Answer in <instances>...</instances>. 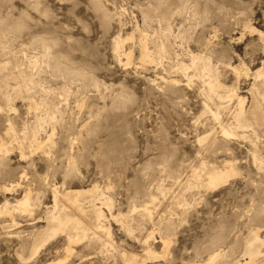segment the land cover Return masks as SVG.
Instances as JSON below:
<instances>
[{
	"label": "rangeland",
	"instance_id": "1",
	"mask_svg": "<svg viewBox=\"0 0 264 264\" xmlns=\"http://www.w3.org/2000/svg\"><path fill=\"white\" fill-rule=\"evenodd\" d=\"M139 30L149 41L169 42L168 58L161 64L140 61ZM258 31L264 32V0H0V62L15 58L25 68L28 60L38 58L34 81L44 89L69 90L65 98L55 99L59 111L55 144L45 146L49 153L26 148L22 158L15 147L0 168L1 186L17 180L22 186L1 189L0 205L8 201L13 208L28 183L33 187L31 202L37 196L41 202L30 213L14 209L0 215V264H126L124 253L138 256L130 264L246 261L248 234L255 230L264 240V162L253 157L257 150L264 159V136L253 139L245 131L247 138L224 139L218 134L214 151L198 144L197 138L219 127L205 112L203 84L190 55L210 58L222 90L234 89L247 108L248 90L264 62ZM127 34L134 36L120 51L133 52L129 62L114 50L115 37ZM182 61L186 73L176 71ZM12 79L2 83L10 91L11 107L1 99L0 105L5 111L10 108L6 114L22 136L34 111L12 91L17 85ZM36 95L37 100L44 98L43 93ZM235 103L230 102V110ZM208 104L214 111V103ZM5 111H0V135L7 138ZM221 120L230 122V111L222 112ZM40 135L44 137L42 131ZM200 159L219 166L232 162L239 174L213 189L198 186L183 192L176 181H184ZM38 176L61 189L97 185L112 198L111 210L99 196L93 200L105 215L110 245L104 237L69 242L60 233L43 245L35 242L53 205ZM176 195H183L179 198L186 205L174 204ZM146 204L153 220L142 214ZM163 240L169 241L166 257L140 262L147 249L162 254ZM34 243L38 253L31 255ZM259 250L254 264H264V246ZM214 252L218 258L210 263Z\"/></svg>",
	"mask_w": 264,
	"mask_h": 264
},
{
	"label": "bare ground",
	"instance_id": "2",
	"mask_svg": "<svg viewBox=\"0 0 264 264\" xmlns=\"http://www.w3.org/2000/svg\"><path fill=\"white\" fill-rule=\"evenodd\" d=\"M139 28L140 27H138V29ZM133 31L134 30H132V33ZM141 32L138 35V47H139V52H140L139 53L140 61L142 63L161 64V59L168 52L167 49L169 46L167 47L168 45L167 43L169 42L167 41V43H165L164 39L161 41L160 38L159 40H153V37L149 41L148 35L141 33ZM164 33L165 35L167 34L169 35V33H166L165 31ZM258 34L264 42V32L258 31ZM161 35H163V33ZM133 36L134 34H130V35L127 34L125 38H122L121 36L115 37L114 50L118 55H120L121 53L120 48L122 47L124 41L131 39ZM164 38L168 40L167 36ZM149 42H151V47H149ZM170 45L171 47H173L172 44ZM132 53L133 52L128 51V52H123L121 54H124L125 57L127 58V62H129V58ZM45 55L46 54H43V56ZM190 56H191V66L195 67L198 70V73H197L198 77L197 76L196 77L199 78L201 83L203 84L202 91L206 99L205 100L206 102L204 104L205 112H208L210 114L211 119H213L218 124V127H219L218 130L217 129L212 130L211 132L197 138L198 144L202 146V148L205 151H208L211 149L213 150V148L216 149V145L217 143H219L218 142L219 137L217 136L218 134L224 139H227L230 136L231 137L241 136V137L247 138L248 135L244 134L245 131L250 132V135L253 137V139H257L259 136L260 137L262 136V139H263V136H264V62L262 64V67L255 72V79L253 83L251 84L250 89L248 90L249 91L248 94H250L249 95L250 102L246 108L245 98L238 96L234 89L229 88V89H225L224 91L222 90L223 84L220 82L219 76L217 77L218 73L216 74L215 73L216 71L214 72V70L212 69V65H210L211 63L209 64L208 62L210 58L209 59L207 58L208 60L207 59L205 60L204 58L205 56L204 57L195 56V54L194 56L193 55H190ZM164 58L166 59L168 58V56L167 57L165 56ZM17 62L15 58H11L10 60L0 62V99L2 100V102L3 101L6 102L9 105L8 107H11L10 101L12 102V98L8 94V92L10 93V91H8L7 89V92H5L2 89V83L3 85H6V84L8 85V81H10V79L13 78L12 81L15 80L17 85L15 89L13 88L14 90L12 91H14V93L19 95L21 98L29 101L28 109H31L34 111V117H33V121L30 122V125L27 126L26 130L22 131V136H21L20 134H18L8 114H6V112H8L10 108L7 111H5L6 109H3L1 107L3 106V103L0 105V111H3V112L5 111V115H6L5 118L8 121L7 127L4 132L7 138H4L2 135H0V168H3L4 163H5L4 162L5 158L10 153V151H12L13 148L15 147L19 149L20 157L22 158L26 157V154H27V152H25L26 148H28L31 151L34 148L41 149L42 151L44 150L45 153L47 154L49 153L47 150H45V146L48 145L50 147H53L55 144L53 135H54V130H55V123L57 121V113L59 111L57 108L58 104L57 105L55 104V99L56 97L57 98L63 97L65 94L68 93L67 91H69L66 88H63V89L59 88L60 90L59 89L58 90L44 89L42 88V85L40 86L39 83L34 81L32 77V71H34V69L40 62L38 58L35 60H28L27 66L25 68L18 67ZM177 63H178V66L176 67V71L178 70L179 72L186 73L188 66L185 63L183 64V61L180 64L179 62ZM39 93H41V95L43 93L44 98L37 100L36 97L34 98L33 95L38 96L36 94H39ZM233 99H236L235 107L233 108V110H230L231 109L230 102ZM207 101L208 102L212 101L214 103L215 105L214 111L211 110V107H209V104ZM224 111H230V117L232 119L230 122L228 121L223 122L221 120V113ZM46 126H49V130L44 129ZM41 131L44 133V137H41L40 135ZM252 144L256 146L254 141H252ZM256 151L255 150L253 151L254 159L258 161L259 163H263L264 162L263 157L260 154H257ZM73 160L74 159H72V161ZM189 172H190L189 176L185 180L183 179L184 181H181V180L176 181L179 189H181L183 192L189 189L193 190L194 187H196L197 189L198 186H201V188L204 187L206 189H213L221 184L227 183L230 179H232L233 177L239 174L238 170L236 169V167L234 166L232 162L226 161L223 166H219L215 164L209 165L203 159L196 166L194 164V166L190 168ZM25 175L26 173H23L21 176L19 175V178L23 179ZM38 177H39L40 186L46 185V187H48V190L50 191L51 196H52L53 205H52V209L46 213V217L44 218L46 220L45 222L46 226L42 230L40 228V231L37 230L38 231V232L36 231L37 233L35 232L37 234L36 235L37 241L34 240L35 242H39L40 243L39 245H43L48 239L60 233V234L65 235L67 239L69 240V242H77L82 239L85 240L86 238H89L96 242V241H100L101 238L104 237L105 238L104 243L106 245L108 244L110 245L109 239L107 237L109 235V231H108V228L103 223V220H104L103 218L105 217V215L102 211V208L100 206H97L93 200L95 197L99 196L97 200L98 199L100 201L102 200L101 204L105 205L109 210H111L112 204H113L112 198H110L107 195L105 196L101 192L102 190L101 191L99 190L100 188H98L97 185H93L91 186V188H88V189H74V190L66 189V188L61 189V187L56 186L55 184H48L46 176L44 177L38 176ZM18 181L19 180H17V183L15 184L4 185V186L0 185V190L2 189L1 192H8V191L10 192L16 189L17 187L18 188L22 187ZM23 187H24V194L20 199L16 201V204L13 208L10 207L11 204L9 205L8 201H5L3 204L0 205V215L11 214L14 209L19 212H29L30 213L33 210V207H35L36 204L40 202V199L38 196L36 198V202L35 200L33 201V203L31 202V195L33 191L32 185L28 183ZM181 196L184 197L183 195ZM181 196L176 195L174 196V199H173L175 200L174 204H176L178 207H182L186 205V203L182 201L183 199L180 200L179 197ZM86 201H88L87 205H86ZM141 211L143 215L153 220V211L151 209V206L146 204L143 206ZM128 217L129 216L126 215V218ZM115 219L118 220L117 218ZM162 219L164 218L159 217V220L158 219L157 220L158 222H160V221H163ZM121 222H124V221L121 220ZM163 246H164V251L162 254H158L152 251L151 249H147L145 254L142 256V259L140 260V262H144L146 260H154L158 257H166L168 255L169 241L163 240ZM261 246H264V240H262V238L259 237V233L254 230L251 234H248V238L246 237V240L244 242L243 253L245 256H247L246 261L244 262L242 261L243 263L240 261H236L233 264H254L257 256H259L261 253L259 250ZM30 249H29L30 251L28 250L29 254L31 255L36 254L37 243H34L32 247L30 246ZM218 255H219L218 252L212 253L209 257V262L213 263L218 258ZM136 256L137 255L135 254L126 255L124 253L122 257L124 261L126 262V264H130L132 261H134L138 257Z\"/></svg>",
	"mask_w": 264,
	"mask_h": 264
}]
</instances>
